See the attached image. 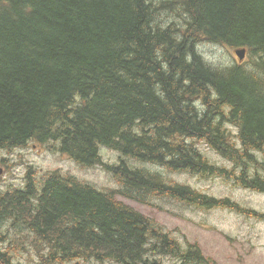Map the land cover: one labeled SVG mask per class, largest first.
Listing matches in <instances>:
<instances>
[{
  "label": "trees",
  "instance_id": "16d2710c",
  "mask_svg": "<svg viewBox=\"0 0 264 264\" xmlns=\"http://www.w3.org/2000/svg\"><path fill=\"white\" fill-rule=\"evenodd\" d=\"M208 42L247 48L251 66L209 65ZM199 140L233 167L211 162ZM30 141L86 166L105 146L167 174L122 159L107 165L117 190L54 169L0 193L1 264H14L16 229L28 253L33 235L43 241L35 264H215L116 192L239 208L170 175L188 172L264 193V0H0V147Z\"/></svg>",
  "mask_w": 264,
  "mask_h": 264
},
{
  "label": "rangeland",
  "instance_id": "374dc122",
  "mask_svg": "<svg viewBox=\"0 0 264 264\" xmlns=\"http://www.w3.org/2000/svg\"><path fill=\"white\" fill-rule=\"evenodd\" d=\"M170 21L168 18L163 19L165 24L170 23ZM199 49L205 60L213 67H228L240 63L235 50L230 49L229 46L208 42L202 43ZM243 63L245 67L251 66L248 59ZM230 127L234 133L230 137L231 140L238 141L236 138L237 129ZM139 129V127H136L134 131ZM56 145L57 143L38 145V142L30 141L23 148L0 149V163L5 168L3 172H0V193H8L17 188H24L30 179L33 180V177L39 181L41 177L47 176V172L54 169L62 170L80 180L87 181L100 190L105 188V190H117L120 185L116 181L115 174L109 170L107 165L118 164L122 159L133 165L140 167L146 165L148 170L167 174L164 167L160 166L161 168L157 169L158 167L155 164L153 166L148 162L145 164L137 158L126 156L119 151L104 146L100 149L103 161L96 165L86 166L62 155L55 147ZM197 145L210 158L211 162L218 166L233 167L232 161L220 155L203 140H199ZM170 175L174 180L190 184L203 193L213 195L219 199L229 198L239 208L217 207L205 209L180 201L176 202L177 200L170 198L153 196L149 197L151 203H140L127 199L116 192L117 198L121 201L125 200L138 211L159 222L164 230L182 243L198 244L203 255L214 261L215 264H264V221L253 217L255 216L254 209L264 212V194L234 185L230 182V179L221 175L203 177L188 172H175L170 173ZM248 209L251 210L248 211ZM240 214L253 218L248 219ZM10 223H8L9 228H5L7 235L11 232L10 228L14 226L13 223ZM15 235L19 238H13L9 242L7 256L13 260L14 264H35L39 258L38 246H41L43 241L36 239L33 235L35 247L33 252L28 253L23 245L28 240V232L16 229ZM5 241L6 237L0 239V243L3 242L2 247ZM16 242L17 244H15ZM175 259L166 256L162 261L166 264H183V262ZM68 264H84V262L77 261ZM87 264L115 263L90 260ZM185 264L191 263L186 262Z\"/></svg>",
  "mask_w": 264,
  "mask_h": 264
},
{
  "label": "bare ground",
  "instance_id": "6f19581e",
  "mask_svg": "<svg viewBox=\"0 0 264 264\" xmlns=\"http://www.w3.org/2000/svg\"><path fill=\"white\" fill-rule=\"evenodd\" d=\"M235 53H236V55L238 56V58H239V61H240V63H243L244 61H245V59H246V56H247V50L245 49V50H235ZM239 64V63H238ZM84 100V99H83ZM86 103V102H85ZM166 171V170H165ZM164 171V172H165ZM89 172V171H88ZM87 173V172H86ZM185 173V172H184ZM178 176V175H177ZM179 177V176H178ZM196 177V176H195ZM209 188V187H208ZM198 192V191H197ZM172 195V194H171ZM181 197V196H180ZM169 198V197H168ZM174 198H176V197H174ZM173 200H175V199H173ZM180 200V199H179ZM187 200V199H186ZM198 200V199H197ZM167 201V200H166ZM176 201V200H175ZM164 202H165V200H164ZM176 202H178V200L176 201ZM181 202V201H180ZM187 202V201H186ZM192 203L194 202V201H191ZM190 202V203H191ZM197 202V201H196ZM189 203V202H188ZM189 203V204H190ZM195 203V202H194ZM198 203V202H197ZM188 204V205H189ZM196 205H198V204H196ZM157 206V205H156ZM185 206H186V204H185ZM170 207V206H169ZM200 207V206H199ZM161 209V208H160ZM165 209V208H164ZM171 210V209H170ZM180 210V209H179ZM173 211V210H172ZM163 229H164V227H163ZM148 232V231H147ZM150 239H152V238H150ZM181 239V238H180ZM175 247V246H174ZM168 252V251H167ZM141 253V252H140ZM103 256V255H102ZM141 256V255H140ZM163 256V255H162ZM177 257V256H176ZM170 259V258H169ZM181 259V258H180ZM104 260V259H103ZM176 260V259H175ZM194 260V259H193Z\"/></svg>",
  "mask_w": 264,
  "mask_h": 264
},
{
  "label": "flooded vegetation",
  "instance_id": "af4514ba",
  "mask_svg": "<svg viewBox=\"0 0 264 264\" xmlns=\"http://www.w3.org/2000/svg\"><path fill=\"white\" fill-rule=\"evenodd\" d=\"M5 170V168H3L2 166H1V163H0V172H3ZM1 244V243H0Z\"/></svg>",
  "mask_w": 264,
  "mask_h": 264
}]
</instances>
